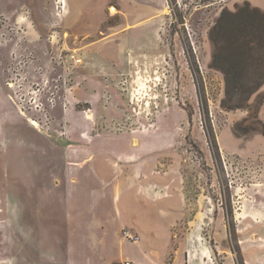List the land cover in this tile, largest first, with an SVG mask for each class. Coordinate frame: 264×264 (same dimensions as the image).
Returning a JSON list of instances; mask_svg holds the SVG:
<instances>
[{
  "label": "rangeland",
  "instance_id": "1",
  "mask_svg": "<svg viewBox=\"0 0 264 264\" xmlns=\"http://www.w3.org/2000/svg\"><path fill=\"white\" fill-rule=\"evenodd\" d=\"M85 117L151 134L183 264H264V0H0V264H66Z\"/></svg>",
  "mask_w": 264,
  "mask_h": 264
},
{
  "label": "crops",
  "instance_id": "2",
  "mask_svg": "<svg viewBox=\"0 0 264 264\" xmlns=\"http://www.w3.org/2000/svg\"><path fill=\"white\" fill-rule=\"evenodd\" d=\"M85 119V129L72 136L78 142L65 148L66 264H183L172 234L183 199L177 191L169 193L179 186L143 179L150 177L151 134L92 133L91 118ZM122 227L139 241L122 240Z\"/></svg>",
  "mask_w": 264,
  "mask_h": 264
},
{
  "label": "trees",
  "instance_id": "3",
  "mask_svg": "<svg viewBox=\"0 0 264 264\" xmlns=\"http://www.w3.org/2000/svg\"><path fill=\"white\" fill-rule=\"evenodd\" d=\"M230 14V13H229ZM227 14H226V12H222L221 13V15H220V17H219V19H218V21L215 23V25L213 26V28H212V34H214V33H219L221 30H222V27H223V19H224V17L226 16ZM230 15H233V16H236V14H230ZM238 43L240 44L239 46L240 47H242V48H251V41L246 37V35H244L243 37H242V40H238ZM221 69H222V71H223V73H224V77H225V80H226V78L228 77V72H226L225 71V68H224V66H221Z\"/></svg>",
  "mask_w": 264,
  "mask_h": 264
},
{
  "label": "built area",
  "instance_id": "4",
  "mask_svg": "<svg viewBox=\"0 0 264 264\" xmlns=\"http://www.w3.org/2000/svg\"><path fill=\"white\" fill-rule=\"evenodd\" d=\"M77 63H79L81 60L80 59H75ZM123 234V238L129 242L132 243H137L139 241V236L136 234L131 233L130 231L123 229L122 231ZM122 264H133L131 261L129 260H124L122 262Z\"/></svg>",
  "mask_w": 264,
  "mask_h": 264
}]
</instances>
